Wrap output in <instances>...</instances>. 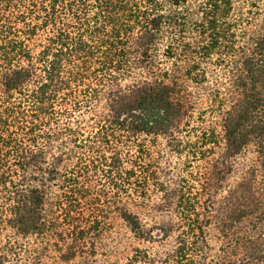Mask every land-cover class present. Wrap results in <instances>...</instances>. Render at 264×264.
<instances>
[{"label": "trees", "instance_id": "obj_1", "mask_svg": "<svg viewBox=\"0 0 264 264\" xmlns=\"http://www.w3.org/2000/svg\"><path fill=\"white\" fill-rule=\"evenodd\" d=\"M262 262L264 0H0V264Z\"/></svg>", "mask_w": 264, "mask_h": 264}, {"label": "rangeland", "instance_id": "obj_2", "mask_svg": "<svg viewBox=\"0 0 264 264\" xmlns=\"http://www.w3.org/2000/svg\"><path fill=\"white\" fill-rule=\"evenodd\" d=\"M249 229H250V227H248V230H249ZM248 230L245 231L244 233L247 234V233L249 232ZM245 234H241V236H243V235H245ZM256 234H257V233H255V236H256ZM245 264H246V263H245ZM249 264H250V263H249ZM258 264H264V262H262V263H258Z\"/></svg>", "mask_w": 264, "mask_h": 264}]
</instances>
